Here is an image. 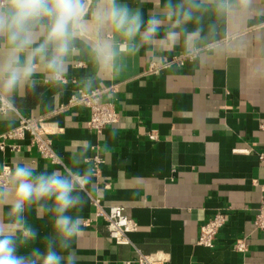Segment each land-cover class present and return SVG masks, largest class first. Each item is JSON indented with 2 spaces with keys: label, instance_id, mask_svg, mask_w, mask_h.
I'll return each mask as SVG.
<instances>
[{
  "label": "crops",
  "instance_id": "0c3cea01",
  "mask_svg": "<svg viewBox=\"0 0 264 264\" xmlns=\"http://www.w3.org/2000/svg\"><path fill=\"white\" fill-rule=\"evenodd\" d=\"M158 3L150 0L145 13ZM228 32L233 49L205 65L188 61L178 47L164 52L168 62L154 63L152 73L151 53L142 50L121 75H99L87 89L82 79L95 69L76 53L59 90L41 83L36 95L17 100L14 127L22 116L44 120L58 160L41 157L25 134L17 149L0 150V166L21 159L41 170L71 166L82 141L94 146L89 157L102 161L94 177L97 192L80 213L78 264H136V249L167 252L166 264H264V230L253 225L264 193V0H252ZM92 89H102V100L119 114L99 133L87 127L86 107L67 104L72 94ZM8 130L0 124V132ZM93 197L106 208L124 207L135 223L131 244L110 238L102 217L94 215ZM223 207H229L228 218L212 247L197 244L201 223ZM29 218L41 236L50 233L47 219ZM237 237L246 239L244 253L232 248Z\"/></svg>",
  "mask_w": 264,
  "mask_h": 264
},
{
  "label": "clouds",
  "instance_id": "9594fccd",
  "mask_svg": "<svg viewBox=\"0 0 264 264\" xmlns=\"http://www.w3.org/2000/svg\"><path fill=\"white\" fill-rule=\"evenodd\" d=\"M0 0V124L13 128L17 100L37 94L42 83L59 90L74 54L86 55L94 74L119 76L143 50L165 65L164 52L181 49L197 65L227 53L235 41L228 25L249 12L252 0ZM159 51L160 54H155ZM115 137V131L112 133ZM82 141L71 166L49 171L27 159L0 170V264H78L74 245L80 215L97 192L95 167ZM105 145L101 151L108 152ZM7 209V211H5ZM47 219L43 236L30 220Z\"/></svg>",
  "mask_w": 264,
  "mask_h": 264
},
{
  "label": "built area",
  "instance_id": "2783aa9c",
  "mask_svg": "<svg viewBox=\"0 0 264 264\" xmlns=\"http://www.w3.org/2000/svg\"><path fill=\"white\" fill-rule=\"evenodd\" d=\"M175 58L182 59V55H177ZM148 72L155 73L157 66L151 63L148 66ZM102 89H92L89 91H79L72 94L67 104L68 105H82L88 109L89 118L87 120V127L99 133L108 125L116 123L119 118L118 112L113 105L104 101L101 98ZM48 129L46 122L40 118L20 117L18 124L4 132H0V150L9 148L11 150L18 148V141L23 138L25 134L29 135V140L36 148L41 157L49 158L52 161H57L58 158L52 147L51 140L45 135ZM150 139H156L153 132L148 133ZM95 173L99 170V165L102 162L97 156L92 159ZM11 165L3 162L0 166L3 174H6ZM91 203L94 207L95 217L100 216L105 222L108 235L116 244H131L128 233L135 229V223L125 209L121 205H108L107 208L102 205L98 198H91ZM229 207L216 209L199 227L197 244L210 248L213 245V240L226 223L228 218ZM89 224V220L85 221ZM253 225L256 229L264 230V193L260 195L259 204L256 208L253 217ZM232 248L240 253L247 250V242L245 237H237L234 239ZM169 260V254L162 250L153 251L150 253H143L136 249V257L134 259L136 264H166Z\"/></svg>",
  "mask_w": 264,
  "mask_h": 264
}]
</instances>
